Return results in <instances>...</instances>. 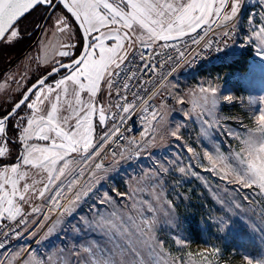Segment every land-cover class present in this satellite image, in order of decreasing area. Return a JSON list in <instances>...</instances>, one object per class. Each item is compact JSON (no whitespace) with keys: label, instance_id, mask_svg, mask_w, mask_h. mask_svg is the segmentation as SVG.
<instances>
[{"label":"snow or ice","instance_id":"1","mask_svg":"<svg viewBox=\"0 0 264 264\" xmlns=\"http://www.w3.org/2000/svg\"><path fill=\"white\" fill-rule=\"evenodd\" d=\"M259 2L264 6V0ZM244 3L0 0V42L11 45L22 39L19 21L36 8H42L51 21L50 29H45L47 39L41 41V55L29 58L38 65L43 58L49 70L22 90L19 99L0 115V264H220L219 247L174 256L165 241L154 234L157 213L167 223L174 219L173 202L163 199L164 177L178 172L199 178L197 168L236 185L235 192L251 191V196L245 194L240 201L217 197L223 212L213 220L218 233L227 235L239 223L258 232L264 242V227H258L248 215L253 197L264 198V109L256 117L255 128L248 129L246 135L227 130L238 141V150L225 154L216 147L201 157L185 143L181 146L192 154L189 163L184 164L179 157L157 160L150 169L131 177L129 190L117 193L122 200H130V205L118 206L113 195L100 194L98 187L104 174L120 160L139 158L144 153L151 158L148 147L166 116L163 93L177 103L185 102V96L169 90L168 77L182 63L190 64L188 57L195 51L190 50L191 45L203 49L215 45V51L227 57L228 42L235 46ZM246 22L251 28L239 47L254 48L256 55L264 58V11L250 14ZM73 24L83 41L78 55L77 43L71 42L75 38ZM157 49H171L172 53ZM53 50L58 59L49 58ZM29 70L30 64L22 73L3 78L0 91H14L12 85L19 87ZM57 75L59 79H55ZM103 95L107 96L106 103L98 100ZM185 95L192 104L185 116L200 120L205 137L220 127L218 104L234 99L231 95L219 96L211 82ZM157 96L162 99L153 104ZM22 109L27 111L21 114ZM136 113L144 125L140 139L126 137L121 131ZM183 126L177 123L169 127L167 135L181 140ZM109 156L111 160L105 164ZM145 191L156 206L147 199H137ZM89 200L93 201L91 215L77 218V211ZM261 218L264 220V212ZM58 231L66 235L99 233L103 243L92 239L41 251L43 242ZM23 237L31 240L14 250L9 248L12 239ZM173 240L178 250L187 248L183 236H174ZM239 264H264V253H241Z\"/></svg>","mask_w":264,"mask_h":264},{"label":"rangeland","instance_id":"2","mask_svg":"<svg viewBox=\"0 0 264 264\" xmlns=\"http://www.w3.org/2000/svg\"><path fill=\"white\" fill-rule=\"evenodd\" d=\"M262 11H264V6L260 4L259 0H245L242 13L240 14V29L235 37V46L231 42L228 46L227 57L222 56L221 63L215 66L217 68L203 67L192 69L178 74L171 81V85L176 86L172 88V91L185 96V102L177 103L176 101L173 107L167 109L165 121L160 126V131L157 133L155 141L148 147V151L153 153V155L149 158L147 153H144L139 158L135 157L132 162H125L126 159L120 160L114 169H109L100 180L98 185L100 194L109 192L116 199L118 206L130 205V200H122L117 195V193H124L129 190L130 178L138 176L142 170L150 169L153 167V162L157 160L169 161L179 157L184 164L189 163V157L192 154L181 146L185 143L190 144L201 154V157L205 151L214 150L216 147H219L225 154L230 150H238V141L229 136L227 130L231 129L242 136L246 135L248 129L255 128L256 117L259 116L260 110L264 109V58L257 56L254 48L239 47L246 30L251 28V25L247 24L246 18L250 14L255 16ZM31 13L29 19L24 18L19 23L23 37L30 35L29 40L24 38L25 44L33 41L35 36L32 35L31 37V32L35 24L43 21V17L46 15L41 8H36ZM44 13L45 15H43ZM38 17L40 20L37 19ZM69 18L71 19L70 14ZM257 19H259L258 16ZM32 20L34 21L31 22ZM50 27L51 21L47 20L45 26L43 27L42 25L41 36L45 34V29H50ZM73 28L75 38L71 42L77 43L76 50L78 52L76 54L78 55L83 41L79 39L78 27L73 24ZM8 45L7 43H2L0 47L2 46L3 49ZM39 48L40 43L30 53L31 55L22 61L19 67H16L17 71L18 68L25 70L30 64V70L27 72L28 78L19 87L15 86L13 88L12 86L14 91H9L7 94L0 91V115L9 110L12 102L19 98L20 95L17 98L19 90H26L32 82L49 70L42 66L39 69L40 65L29 60L30 57L37 56ZM234 61H237L235 70H228L224 67ZM243 66L246 69L243 70ZM16 70H14V73H16ZM9 75L11 73H5L2 78ZM34 76L36 78L31 82ZM55 79H57V76ZM50 82L52 81L50 80ZM209 82L217 87L219 96L231 95L234 99L230 103L221 102L218 104L216 114L220 117V127L211 130V134L205 137L201 135L200 120L196 119L195 116L192 118L185 116V113L192 108V104L188 102V97L185 94H188L193 89H198L201 85L207 87ZM98 100L101 103H106L107 96H99ZM26 111L27 109H22L21 114ZM177 123H183L184 125L181 129V140L167 135V129L174 127ZM191 162L199 163V161ZM203 162L206 163V161ZM196 171L200 174L199 178L192 175L182 176L178 172H171L164 177L163 199L173 202L172 216L174 219L172 223H167L165 217L157 213L158 222L154 233L155 236L165 241L168 251L174 256L184 255L187 251L198 252L213 245L219 247L221 249L220 264H239L241 253H248L253 256L264 253V242L261 241L258 232H254L237 223L229 234L221 235L213 223L215 218L223 214L220 205L217 203V197L235 198L240 201L245 194L251 196V191L245 189L241 192H235L233 189L237 187L236 185L222 182L212 173L204 171L203 168H197ZM137 199H147L154 206L157 205L149 191L139 194ZM253 200L254 202L248 215L258 227H264V220L261 218V212H264V198L253 197ZM36 203L41 202L36 201ZM92 203V200L84 203L77 211L76 217L90 216V205ZM245 206L247 207V205ZM145 215L151 214L146 212ZM75 222V220L72 221V223ZM196 229L201 231L200 236L195 234ZM174 236H183L186 239L187 248L178 250V246L173 240ZM92 239L103 243L99 233L81 232L74 234L69 232L66 235L63 231H58L44 241L40 248L41 251H46L48 249L71 247L73 244H83L85 241ZM29 240H31V237H25L21 246L27 244ZM32 244L34 247L37 246L34 240Z\"/></svg>","mask_w":264,"mask_h":264},{"label":"built area","instance_id":"3","mask_svg":"<svg viewBox=\"0 0 264 264\" xmlns=\"http://www.w3.org/2000/svg\"><path fill=\"white\" fill-rule=\"evenodd\" d=\"M209 36H212V32H209ZM185 39H187V38H185ZM231 42L232 41L228 42V46L231 44ZM215 47L216 46L214 45L213 48H211V49H203L202 46L197 47L195 45H191L190 50L195 49V51H192V54L188 57L190 64L189 63H182L180 65V67L177 68L176 72L173 73L172 76L168 77V81H166V83L170 82L169 90L172 91L171 81L178 74L188 72L192 69H199V68H203V67H215V66L219 65L221 63V59H222L223 54L216 52ZM221 47H223V44L221 45ZM157 50L168 53V54L172 53L171 49H166V50L157 49ZM145 79H147V77H145ZM154 79H156V77H154ZM148 87L151 88L152 85L149 84ZM161 99H162L161 96H157L152 101V103L153 104H159ZM163 99L165 100V103L167 105V109L169 107H173L175 102H176L175 99L168 97L166 92L163 93ZM167 109H166V112H167ZM143 126L144 125L142 124V122L140 120L139 113H136L133 117V121H129L124 126H122L121 131H122L123 135L126 137L140 139V133L143 130ZM134 159H135V156H133V158L131 160L126 159L125 162H132V161H134ZM110 160H111V157L109 156L105 160V164H107ZM24 240H25V237L20 238L18 240L12 239L9 242V248L14 250V249L20 247L24 243Z\"/></svg>","mask_w":264,"mask_h":264},{"label":"flooded vegetation","instance_id":"4","mask_svg":"<svg viewBox=\"0 0 264 264\" xmlns=\"http://www.w3.org/2000/svg\"><path fill=\"white\" fill-rule=\"evenodd\" d=\"M43 15H45V13ZM47 15L48 14H46L43 17V19H44L43 21H41V22L39 21L38 23L35 24V27H34L33 31L31 32V37H32V35L35 36V37L33 38V41L28 44V47L26 48V50H23V49H25V47H23L25 45L24 38L26 40H29L30 35H26L25 37H23L19 41L15 42L14 44L8 45L9 48L10 47H14V48L16 47L18 49L21 48V49H19V51H21V52L13 53V55L11 54L10 56L7 57L5 63H3L2 65L0 64V81L3 79L2 77L4 76L5 73L6 74H8V73L14 74V70H16V67H19L21 65L22 61L26 60L28 58V56L31 55L30 53L32 51H34V49L36 48V46L38 45V43H40L41 38H42V36H41V33H42L41 32V28H42L43 23L45 22V18H46ZM37 19L40 20L39 17ZM33 21L34 20H32L31 22H33ZM37 25H39V27H37ZM76 49H75V51L78 52V50H76ZM6 55H8V54H6ZM64 62H67V58H65V61ZM23 71H24L23 68H22V70L20 68H18V71L16 70V73H22ZM59 78H60L59 75H57V79H59ZM12 86L14 88L17 85L16 84H13ZM20 92L21 91L19 90V92L17 94V98L20 95Z\"/></svg>","mask_w":264,"mask_h":264},{"label":"trees","instance_id":"5","mask_svg":"<svg viewBox=\"0 0 264 264\" xmlns=\"http://www.w3.org/2000/svg\"><path fill=\"white\" fill-rule=\"evenodd\" d=\"M30 16L31 15H29V16H27L25 19H29L30 18ZM23 47H25V49H23V50H26V48L28 47V44L26 43ZM2 49V46L0 47V50ZM19 49H21V48H19ZM19 49L18 48H14V47H8V46H5L2 50H1V55H0V64L2 65L3 63H5L6 62V59H7V57L8 56H10L11 54L13 55V53H16V52H21V51H19ZM8 50V51H7ZM10 54H9V53ZM6 54H8V55H6ZM19 54V53H18ZM235 63H237V61H234V62H232L231 64H228L227 66H224V67H226L228 70H235L236 69V64ZM219 67V66H218ZM244 67V66H243ZM214 68H217V67H214ZM244 69H246V67H244L243 68V70ZM36 77L34 76V77H32V80H31V82L35 79ZM35 82V81H34ZM34 82H32V84L34 83ZM50 82V81H49ZM195 234L196 235H198V236H200L201 235V231L199 230V229H196V232H195Z\"/></svg>","mask_w":264,"mask_h":264},{"label":"crops","instance_id":"6","mask_svg":"<svg viewBox=\"0 0 264 264\" xmlns=\"http://www.w3.org/2000/svg\"><path fill=\"white\" fill-rule=\"evenodd\" d=\"M47 35H50V34H47ZM47 39V36H46V33L42 36V38H41V41L42 40H46ZM41 41H40V48H41ZM55 42V41H54ZM40 48H39V50H38V52H37V56L38 55H41V53H40ZM48 55H49V58H53V57H55L56 59H58L59 57H56L55 56V50H53V51H51L50 53H48ZM46 63V61H44L43 60V58H42V62H41V64H40V66H39V69H40V67L42 66L43 68H46L45 66H44V64ZM34 98V97H33ZM99 131L100 130H97V132L99 133Z\"/></svg>","mask_w":264,"mask_h":264},{"label":"water","instance_id":"7","mask_svg":"<svg viewBox=\"0 0 264 264\" xmlns=\"http://www.w3.org/2000/svg\"><path fill=\"white\" fill-rule=\"evenodd\" d=\"M34 11V10H33ZM29 14H27L25 17H23L20 21H19V23L24 19V18H26L27 16H28ZM47 18H46V20H45V22H44V24H43V27L45 26V24H46V22H47ZM3 42H0V45L2 44ZM50 81V80H49ZM34 83H36V81L34 82ZM33 83V84H34ZM32 85V84H31ZM31 85L29 86V87H31Z\"/></svg>","mask_w":264,"mask_h":264}]
</instances>
